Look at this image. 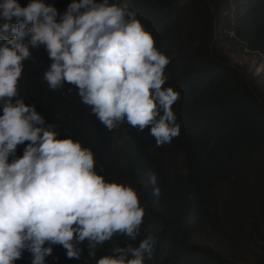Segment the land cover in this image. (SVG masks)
<instances>
[{
  "label": "trees",
  "instance_id": "16d2710c",
  "mask_svg": "<svg viewBox=\"0 0 264 264\" xmlns=\"http://www.w3.org/2000/svg\"><path fill=\"white\" fill-rule=\"evenodd\" d=\"M18 2L24 7L30 0ZM44 2L63 14L72 0ZM127 2L155 46L170 58L163 87L180 93L173 105L180 135L157 147L149 128L140 132L125 122L109 131L73 85L49 88L43 77L52 60L44 45L30 49L33 59L24 62L20 95L13 103L22 98L35 105L58 139L71 138L91 149L97 174L134 188L145 209L135 241L114 235L97 246L95 258L88 257L85 241L77 245L83 249L80 259H69L63 246L52 245L46 264H96L114 255V247H138L149 235L155 245L144 264H235L230 246L240 250L246 240L257 248L254 264H264V83L229 57L248 51L264 61V0H187L182 6L177 0ZM3 35L14 33L9 29ZM28 143L17 146L9 163L23 156ZM224 189L227 196L219 204ZM32 259L25 250L15 264H32Z\"/></svg>",
  "mask_w": 264,
  "mask_h": 264
},
{
  "label": "clouds",
  "instance_id": "9594fccd",
  "mask_svg": "<svg viewBox=\"0 0 264 264\" xmlns=\"http://www.w3.org/2000/svg\"><path fill=\"white\" fill-rule=\"evenodd\" d=\"M0 19V264H15L25 250L32 264H46L57 244L67 258L80 259L83 249L77 245L85 241L90 258L114 235L135 241L145 216L136 190L106 182L95 171L91 149L58 139L35 105L13 98L20 95L24 62L33 59L30 49L44 45L52 63L43 78L51 90L73 85L109 131L125 122L140 132L149 128L161 147L181 131L173 111L180 93L163 87L170 58L127 0H72L63 14L44 0L24 7L18 0H0ZM9 29L12 38L3 35ZM26 141L23 156L9 163ZM149 179L158 198L157 177L152 173ZM154 245L149 235L138 247H114V255L96 264H144Z\"/></svg>",
  "mask_w": 264,
  "mask_h": 264
},
{
  "label": "rangeland",
  "instance_id": "374dc122",
  "mask_svg": "<svg viewBox=\"0 0 264 264\" xmlns=\"http://www.w3.org/2000/svg\"><path fill=\"white\" fill-rule=\"evenodd\" d=\"M186 2L187 0H177L176 5L182 6ZM229 57H231L232 62L235 63L247 76H258V81L264 83V74L262 72V65L264 61H258V56L256 53L246 51L240 56L229 55ZM226 196V190H221L218 195V203H223L226 199ZM230 247L234 251L233 260L235 264H254L258 251L257 248L248 242V240H246L244 244H241L240 250L237 249L236 245L233 244Z\"/></svg>",
  "mask_w": 264,
  "mask_h": 264
}]
</instances>
